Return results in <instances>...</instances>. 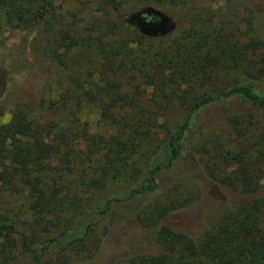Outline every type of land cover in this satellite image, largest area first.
<instances>
[{"label":"rangeland","instance_id":"rangeland-1","mask_svg":"<svg viewBox=\"0 0 264 264\" xmlns=\"http://www.w3.org/2000/svg\"><path fill=\"white\" fill-rule=\"evenodd\" d=\"M53 3L54 19L43 23L34 33L26 32L30 38L32 70L38 69L40 78H34L25 66L24 58L26 62L31 60L23 54L27 43L25 37L13 48L0 46V95L5 83L14 75H22L26 81H31L29 93L19 84L6 93L2 99L6 104L0 115V125L8 121V111L17 101L22 107L31 108L36 123L43 125L50 135L57 124L53 103L59 116L65 117V107H71L81 123L86 124L89 133L95 130L113 132L112 126L102 122L99 125L104 106L99 107L98 103L103 105L109 97L116 95L144 108L143 115L149 113L151 125L147 132L144 131V140L125 165L126 178L119 175L114 179L110 171L101 180L102 189L89 185L91 189L87 193L82 192V187L76 189V194L69 192L68 200L75 195L79 201L77 209L70 207L74 211L81 203L84 205L80 209L88 210L106 195L121 191L141 174L165 137V127L180 123L191 103L193 105L201 97L236 83L243 73L254 69L257 83L264 89V73L259 75V68L264 69V66H253L252 63L257 60L259 52L238 58L236 53L230 55L228 51L231 50L226 49L227 38L235 50L243 43V34L252 27L254 33L264 40L263 10L250 20L240 5L228 0H54ZM57 17L59 21L54 23ZM96 25H102L99 35L95 32ZM67 27L75 29L71 32L75 45L70 47L66 40L65 45L69 48L59 46L58 58L53 57L52 48L58 44L55 38ZM0 35V39H6L12 34L2 31ZM114 45H117L116 49ZM190 49L194 50L196 60L205 53L215 59L216 65L208 73V78L193 76L188 79L177 75L168 83L170 69L167 66L173 65L168 61L179 62ZM225 51L226 54H222ZM22 58L23 63L20 62ZM106 85L110 89L113 87L112 92L107 94L102 89ZM98 91L101 92L94 103L93 94ZM172 91L175 96L169 102L163 100ZM77 97L81 100L78 108L74 105ZM162 105H165L164 109H161ZM138 109L114 108L112 111L130 116L137 114ZM248 110L246 104L234 101L210 107L197 116L188 134L191 154L172 169L159 174L156 193L144 198V212L153 205L191 200L201 191L204 195L200 202L190 205L191 211H184L185 208L175 210L165 222L180 227L188 214L198 211L201 212V227L212 226L223 209L245 201L249 196L239 182H235V186L232 182L238 173L233 160L234 152L240 148L238 143L247 149L240 155L242 161L253 163L249 167L251 182L264 185V113ZM0 141L8 147L21 146L22 153L17 160L26 159L27 148L24 146L27 145L21 144L22 138L13 133H0ZM235 148L232 156L223 158L225 164L220 173L221 166H217L218 159L212 158L213 153L221 157ZM66 149L70 154V148L66 146ZM210 168L215 170V176L210 173ZM224 177L229 179L226 181ZM65 180L70 182L75 176L70 174ZM127 212L124 204H115L109 218L96 223L92 242L81 244L76 254L66 253L67 258L60 259V264H127L125 256L135 253L136 249L158 252L146 223L144 227L124 224L127 221L122 219ZM64 220H67L64 226L77 223L69 210ZM46 262L57 264L56 255L49 256Z\"/></svg>","mask_w":264,"mask_h":264},{"label":"trees","instance_id":"trees-1","mask_svg":"<svg viewBox=\"0 0 264 264\" xmlns=\"http://www.w3.org/2000/svg\"><path fill=\"white\" fill-rule=\"evenodd\" d=\"M228 1L240 5L250 20L255 18L259 10L264 11V0ZM53 2L0 0V33L9 31L12 34L9 38L0 39V46L13 48L25 37L27 43L23 54L31 59L30 38L26 32L34 33L43 23L54 19ZM58 21L57 17L54 23ZM100 28L102 25L95 26L98 35L101 34ZM74 31L67 27L58 32L59 36L55 38L58 44L51 52L53 57L58 58V47L66 46V40L70 47L75 45L71 34ZM243 35V43L237 45L235 50L229 38L226 39V49L228 47L231 50L229 54L236 53L240 58L259 52L257 60L252 61L253 66H264V40L254 33V27L248 28ZM116 48L117 45H114ZM222 54H226V51ZM124 55H127L125 51ZM163 56L165 58V54ZM194 56V50L190 49L179 62L168 61L173 64L167 66L170 69L168 83L177 75L188 79L193 76L208 78V73L216 65L215 59L207 53L197 60ZM24 60L29 73L34 78H40L41 72L38 69L32 70V59L28 62ZM20 62L23 63V58ZM263 73L264 69L259 68V75ZM25 79L22 75H14L5 83L0 95V115L6 104L2 99L13 86L19 84L28 93L31 91V81ZM102 89L108 94L113 87L110 89L106 85ZM99 92L93 94L94 103L98 101L96 98ZM174 96L175 92L172 91L163 100L169 102ZM234 101L246 104L249 112L264 113V89L257 83L255 69L243 73L236 83L201 97L193 105L191 103L180 123L165 127V137L141 174L118 193L106 195L88 210L80 209L84 205L81 203L77 211L71 208L77 209L79 201L75 195H71L68 200L69 192L76 194V189L82 187V192L87 193L91 189L89 185L94 186V189H102L104 185L101 180L110 171L114 179L119 175L126 178L125 165L144 140V131L147 132V127L151 126L149 113L143 115L145 109L135 105L134 101L130 102L117 95L109 97L107 103H98L99 107L104 106V113L100 114L98 123L112 126L113 132L95 130L89 133L86 124L81 123L71 107H65L64 117L58 115L57 107L51 103L56 112L57 124L49 135L43 125L36 123V115L34 112L32 114L31 108L28 109L26 105L22 107L14 101L8 111V121L0 125V133H13L22 138L21 144L27 145L24 146L27 153L26 159L17 160L22 147H8L0 141V264H45L52 254L56 255L57 264H60V259L67 258L66 253L76 254L81 244L92 242L96 223L109 218V212L115 204H124L128 210L122 219L127 221L124 224L144 227L146 223L150 237L158 248V252L155 249L151 252L136 249L135 253L125 256L127 264H264V185L251 182L249 167L253 163L240 158L247 150L243 144L238 143L240 148L237 152H234L235 148L226 151L221 157L217 153L212 155V158L218 159L216 163L221 166V173L225 164L223 158L232 156L234 152L233 160L237 164L238 173L232 181L233 185L239 182L243 191L249 194L245 201L223 209L212 226L201 227V212L198 211L185 216L180 227L165 222L166 217L175 210L185 208L184 211H191L193 208L190 205L200 202L204 195L201 191L191 200L153 205L148 212H144V198L156 193L159 174L163 170L172 169L187 154H191L188 134L194 127L196 117L210 107ZM80 103L77 97L74 105L78 108ZM114 108L128 111L139 109L137 114L126 116L114 113ZM164 108L165 105H162L161 109ZM66 146L70 148V154ZM209 170L215 176V170ZM70 174L75 176V180L67 182L66 176ZM223 179L227 181L229 177ZM86 180L90 181L86 183ZM67 210L74 215L77 222L75 225L64 226Z\"/></svg>","mask_w":264,"mask_h":264}]
</instances>
